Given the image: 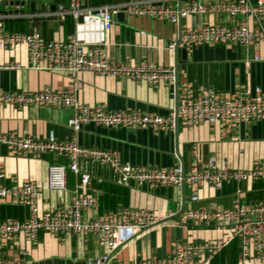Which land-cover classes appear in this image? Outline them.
<instances>
[{"label": "crops", "instance_id": "0c3cea01", "mask_svg": "<svg viewBox=\"0 0 264 264\" xmlns=\"http://www.w3.org/2000/svg\"><path fill=\"white\" fill-rule=\"evenodd\" d=\"M69 0H0V13L5 15V29L11 32H39L45 40L66 41L78 32L86 39L99 37L97 22L79 21V17L60 15L59 4ZM124 0H83L82 8H94L104 2L110 4ZM216 2L223 0H203ZM176 0H165L174 4ZM243 16L227 13H204L180 19V29L203 24L233 25ZM250 26L264 25L246 20ZM83 23V24H81ZM178 25L148 16L125 12L115 15L114 23L105 31L108 42L106 54L111 59L128 60L134 64L142 60L161 65L176 66L178 93L175 98L171 83L160 82L150 86L146 82L94 74L89 71L57 72L30 67L28 50L24 44L0 52V65H17L0 68V88L8 90H37L49 85L53 90L74 92V81L81 83L75 91L78 100L91 105H102L109 110L138 109L165 115L183 97H196L206 90L221 95L253 92L259 86L264 92V46L249 44H194L180 46L186 49V57L176 55L170 47L179 30ZM257 54L258 59L253 58ZM72 110L68 107L47 105L0 108V130L15 131L36 138L68 140L76 136L77 142L115 152L123 162L140 166L171 167L178 156L185 171L195 163L202 165L210 157L217 162L227 161L230 169L246 170L254 164H264V119L248 123L216 122L213 124H189L178 120L171 132H155L143 128H108L86 124L75 133L67 119ZM65 163L66 158L43 154L22 156L9 152L0 145V162L4 165L6 185L25 180L34 181L38 188L37 202L40 208H62L70 200V188L76 176L67 171V191H53L47 186V171L51 161ZM80 170L87 172L91 180L86 192L95 196L98 205L83 212L86 219L119 211L123 207L144 208L164 219L180 210L197 209L213 205L228 207L235 198L255 204L264 200V180L244 179L226 182L221 187L207 184L198 190L190 186H161L150 188L133 182L121 183L107 165L79 161ZM239 190V191H237ZM197 193V199L191 195ZM28 208L10 200H0V221L24 219ZM161 219V220H162ZM225 234L224 227L216 224L196 223L173 218L135 233L133 238L113 252L108 264L135 261L140 258L166 257L176 244L218 238ZM0 253L11 257H23L28 264H96L109 253L99 245L94 236L70 234L65 237L39 230L35 240L18 234L0 240ZM207 264H241L239 243L233 240ZM244 264H264L255 259Z\"/></svg>", "mask_w": 264, "mask_h": 264}, {"label": "built area", "instance_id": "2783aa9c", "mask_svg": "<svg viewBox=\"0 0 264 264\" xmlns=\"http://www.w3.org/2000/svg\"><path fill=\"white\" fill-rule=\"evenodd\" d=\"M82 1L69 0L67 5L59 4L58 13L83 16L85 21L97 22L98 39L89 40L77 32L66 41H54L45 40L37 31L11 32L5 29L6 16L0 13V52L24 44L31 68L75 73L89 71L156 86L164 81L171 85L175 82L176 69L173 65H161L147 60L132 64L128 60L111 59L107 56L105 31L112 26L118 12L157 18L172 25H178L180 19L187 14L220 12L230 16L240 15L244 19L233 25L220 23L181 28L170 47L175 49L178 40L180 46L251 42L264 46V25L250 26L246 21H259L264 17V0H223L212 3L203 0H176L174 4H167L165 0H124L113 4L104 2L94 8H82ZM258 57L253 54L254 59ZM2 67L13 68L17 65H0ZM73 85L74 92L56 91L49 85L37 90L0 88V108L6 105L15 108L39 105L68 107L72 113L67 119V125L75 133L90 123L108 128H143L155 132H171L176 128L178 120L189 124H213L248 123L253 119H264V92L259 86L253 92L229 96L206 90L196 97H183L177 106L161 115L138 109L109 110L102 105L82 103L75 93L81 88L80 81L75 80ZM0 145H5L9 152L22 156L47 154L54 156V159L64 156L65 163L53 160L48 165L47 186L50 190L69 189L68 170L76 176L75 183L70 188L69 203L65 207L40 208L37 202V184L32 180H25L6 185L3 182L4 165L0 162V200H10L27 207L29 211L24 219L0 221V240L22 234L32 241L37 238L39 230L61 237L70 234L92 235L99 245L106 246L109 250L96 264H108L110 252L131 240L137 231L156 224L162 218L151 210L132 207H123L117 212L90 219L84 218L83 212L97 207L98 200L86 192L91 176L80 170V160L109 166L121 183L133 182L150 188L187 185L198 190L207 184L221 187L223 183L231 181L264 180V164H254L246 170L230 169L227 161L219 163L214 157H210L202 165L195 163L189 171H185L175 154L177 162L171 167L140 166L123 162L113 151L81 145L76 136L68 140L41 139L15 131L0 130ZM196 199L195 192L191 195V200ZM181 217L191 222L219 225L224 227L225 234L218 238L176 244L166 257L140 258L114 264H207L235 239L239 243L241 264L255 259L264 261V200L249 204L235 198L228 207L213 205L185 209ZM0 264L28 263L23 257L15 258L0 253Z\"/></svg>", "mask_w": 264, "mask_h": 264}, {"label": "water", "instance_id": "95a60500", "mask_svg": "<svg viewBox=\"0 0 264 264\" xmlns=\"http://www.w3.org/2000/svg\"><path fill=\"white\" fill-rule=\"evenodd\" d=\"M79 21L80 22H83L84 21V18L83 16H79ZM179 30H180V24H179ZM174 53L176 55V58H177V55L178 54H181V57L184 59L186 57V49L185 48H180V43H179V40L178 42L176 43V46H175V49H174ZM175 69H176V66H175ZM172 87V92L174 93V96L175 98L177 97V93H178V83H177V75H176V79H175V82L171 85ZM175 106H177V102L175 104ZM182 188H183V195H184V185H182ZM181 214H182V210H180L178 213L176 214H173L167 218H164L162 220H160L159 222H157L156 224L152 225V226H155L157 224H160L161 222H164V221H167V220H170V219H173V218H177L178 220H180L181 218ZM151 226H148L146 228H149ZM119 248V247H118Z\"/></svg>", "mask_w": 264, "mask_h": 264}]
</instances>
